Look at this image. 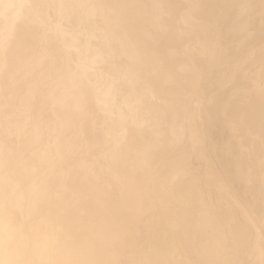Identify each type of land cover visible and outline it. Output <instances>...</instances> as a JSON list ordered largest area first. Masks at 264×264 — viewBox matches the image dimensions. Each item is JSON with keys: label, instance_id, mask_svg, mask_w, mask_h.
<instances>
[{"label": "bare ground", "instance_id": "bare-ground-1", "mask_svg": "<svg viewBox=\"0 0 264 264\" xmlns=\"http://www.w3.org/2000/svg\"><path fill=\"white\" fill-rule=\"evenodd\" d=\"M0 264H264V0H0Z\"/></svg>", "mask_w": 264, "mask_h": 264}, {"label": "rangeland", "instance_id": "rangeland-1", "mask_svg": "<svg viewBox=\"0 0 264 264\" xmlns=\"http://www.w3.org/2000/svg\"><path fill=\"white\" fill-rule=\"evenodd\" d=\"M253 201L251 200V203H252ZM252 211L254 212L255 211V206L254 205H252Z\"/></svg>", "mask_w": 264, "mask_h": 264}]
</instances>
